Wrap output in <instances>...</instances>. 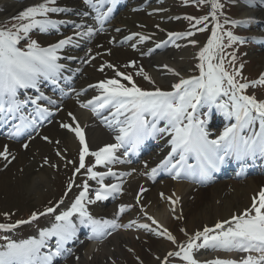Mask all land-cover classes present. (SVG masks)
<instances>
[{"label": "bare ground", "instance_id": "6f19581e", "mask_svg": "<svg viewBox=\"0 0 264 264\" xmlns=\"http://www.w3.org/2000/svg\"><path fill=\"white\" fill-rule=\"evenodd\" d=\"M80 4L78 0L72 7H78ZM7 8L9 11H13L15 6L13 4H7ZM76 12L80 11L76 9L73 13ZM246 15L264 18V10H248ZM168 16V13L162 12L159 16L149 17L146 13H132V11L128 10L126 20H118L116 26H127L134 31H140L143 37H149L146 43L143 46H137V49L134 50L129 46L122 48L112 47L111 42H108L104 48L94 47V52L101 53L99 60L102 62L123 64L126 61L137 60L139 55L148 50V56L146 58L150 61L149 65L153 79H157V81L168 80L171 83L172 81L177 82L180 80L182 74H188L187 72L189 71L190 62L192 60L190 56L198 55L199 51L197 50L199 48L187 45V41L188 43L191 42L190 39L179 41L181 44L179 49H175L178 47L177 42L172 43L170 47L166 49L169 44L168 42H171V40H168L166 42L167 44H163V49L161 47L158 48V46L151 48L154 46V39L161 36L163 37L165 28L171 25V23H168ZM138 23L143 25V28L138 26ZM148 23L151 25H148ZM165 38L164 36L162 39L164 40ZM106 48L110 50V54L103 53V49ZM87 72H90V69H87ZM92 73L95 74L96 77H100V75H98L99 73ZM75 107L77 106L73 102L66 103L67 113L70 112L78 117L80 111L75 110ZM211 117H215V115L213 114ZM78 119L80 123L83 124L80 128L82 136L86 134L84 130V128H86L89 141L94 148H99L100 146L106 147L113 144L108 136V134H111L109 130L102 128L101 125H97L86 115ZM215 120L216 119H214V124L218 122L217 120L215 122ZM64 131H59L56 125L50 126L46 131L47 136L32 141V147L28 150L29 152H20L16 161L6 166V168L4 167V164L7 162L5 157L2 156L1 158L0 156V199L6 191L14 186L20 190L27 191L31 197H35L37 201L40 202L54 193L52 181L49 177L50 170L46 167L40 168L39 165L40 162L44 160L42 157L47 154L51 155L54 150H58L56 154L52 153L54 156L52 160L54 162H61L60 153L62 154V159L67 157L68 160L69 155L74 158V151L71 149L74 150L76 144L71 132L67 130L66 133ZM236 133L238 135L242 134L238 131ZM56 136L61 138L58 143L48 142L54 139V137L56 138ZM256 136L258 138L260 134L257 133ZM81 142L83 143L84 140ZM3 147L4 144L0 141V154L3 152ZM12 149L16 148L12 147ZM36 149H39L37 154L35 153ZM258 156L260 157L259 162L261 164L262 161H264V154L261 156L259 154ZM255 158L256 157H254V159ZM262 165L263 163L261 166ZM227 166V169L233 168V166ZM145 185L151 188V183H148V181L141 176L140 171H136L126 180L124 193L116 202L115 206H117L119 202H123L131 208L137 207L134 213L137 212V216L139 217L133 222L139 220L138 224L141 223L142 227L155 226L157 228L153 222L149 221L150 218L153 219L155 217L170 233L181 237L183 230L189 234L196 235V233H199L198 235H200L204 229L214 227L227 218L248 209L255 202L258 194L263 191L264 178L256 176L240 183L234 182L232 185L229 184L231 191H227L228 184L205 189L199 192L195 200H190L193 192L188 184L175 183L172 181L159 184L155 186L154 189L152 186V189H149L148 193L144 194L146 196L145 198L138 199L137 196H142V186L146 187ZM160 194H162V197H160ZM174 205L178 206L180 213H176L175 210H170V214H167V208ZM114 212L117 214L119 213L115 208L113 210V213ZM133 227L136 228L139 227V225H134ZM142 230L144 231V229ZM157 231L155 236L151 234L148 235L147 241H144L146 237L141 232H118L109 243L116 246V251L111 250L108 246L109 244L102 245L101 247L98 246L96 249H92L90 245H85L81 249L80 261L76 264H137L140 259H143L144 262L145 260L149 261L150 258L144 251V247L147 248V246H149L148 248L152 253L160 256L159 260L151 259V261L147 263L160 264L162 262L160 259H164L166 252L169 250V245L165 240L159 239L160 236H165L164 232L158 228ZM140 234L141 240H138L135 236H139ZM145 242H148L149 245L145 244ZM126 247H129V249L125 250ZM109 257H112L116 263L109 261L105 263V259Z\"/></svg>", "mask_w": 264, "mask_h": 264}, {"label": "rangeland", "instance_id": "374dc122", "mask_svg": "<svg viewBox=\"0 0 264 264\" xmlns=\"http://www.w3.org/2000/svg\"><path fill=\"white\" fill-rule=\"evenodd\" d=\"M261 63L264 64V61H262ZM72 166L73 165H71V163H69V167H68L67 171H65L64 168H61L59 170V172L53 171V169L50 170V173H53V175H51L50 178L52 181V187H53L54 193L50 194L42 202L37 201V199L35 197H31L27 191L20 190L14 186V187L10 188L8 191H6L5 192L6 194L4 193L3 196L1 197V199H0V210H8V209L15 210V209H17V211H20V210L25 209L26 206L39 207V206L49 204L52 199L57 198L61 194V191L65 187V182L69 181L67 179V177L72 172ZM57 187H58V189H57ZM59 188H61V189H59ZM51 221H52L51 217H49L48 219H45L46 225L48 223H50ZM32 232H35V231H32ZM169 243L171 245H174L170 242V240H169ZM145 244L149 245L148 242H145ZM148 247L149 246H147V248L144 247V251H145V254H147L149 256V258H150L149 261H151V259H157L156 255L154 253H152V251H150V249ZM174 248H175V245H174ZM111 250H112V248H111ZM112 260L113 259H111V258H107V259H105L104 262L107 263L108 261L110 262ZM149 261L145 260V262H144L143 259H140V260H138L137 264H148L147 262H149Z\"/></svg>", "mask_w": 264, "mask_h": 264}]
</instances>
